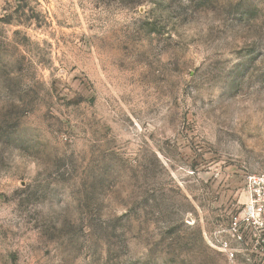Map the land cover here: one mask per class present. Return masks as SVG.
Here are the masks:
<instances>
[{"label": "rangeland", "instance_id": "374dc122", "mask_svg": "<svg viewBox=\"0 0 264 264\" xmlns=\"http://www.w3.org/2000/svg\"><path fill=\"white\" fill-rule=\"evenodd\" d=\"M263 171L264 0H0V264H264Z\"/></svg>", "mask_w": 264, "mask_h": 264}, {"label": "built area", "instance_id": "2783aa9c", "mask_svg": "<svg viewBox=\"0 0 264 264\" xmlns=\"http://www.w3.org/2000/svg\"><path fill=\"white\" fill-rule=\"evenodd\" d=\"M245 189L247 201L229 218L225 235L218 232L212 239H232L236 243H242L247 236L264 239V171L247 176ZM217 246L230 259L234 257L235 249L229 241H217Z\"/></svg>", "mask_w": 264, "mask_h": 264}]
</instances>
